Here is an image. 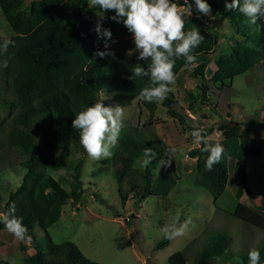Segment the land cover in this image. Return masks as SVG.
Masks as SVG:
<instances>
[{"label":"trees","instance_id":"1","mask_svg":"<svg viewBox=\"0 0 264 264\" xmlns=\"http://www.w3.org/2000/svg\"><path fill=\"white\" fill-rule=\"evenodd\" d=\"M206 2L211 6L210 14L226 18L235 34L229 50L216 60L214 73L210 74L204 64L193 68L192 72L199 80L210 74L208 81L220 91L235 77L264 62V18L258 21L262 30L257 32L239 10L226 11L225 0ZM227 2L231 3V0ZM88 4L89 0H36L26 7L24 0H0V12L12 32L10 37H0V42L4 39L14 41L6 53H0V61H8L7 68H0V172L14 167L23 170L19 184L5 198L0 196V209L7 211L14 204L15 214L22 217L31 236L29 243L34 244V253L26 257L23 264H99L86 258L75 244L69 241L54 243L47 234L59 220L62 208L68 202L77 205L82 195L79 178L83 156L68 165L61 154L66 152L67 142L72 149L85 153L79 142V130L72 127L75 114L93 105L97 93L110 85L128 102L136 100L148 113L149 121L139 132L156 123L153 117L159 103L139 98L141 89L150 84L149 78L129 79L135 65L147 68L150 61L137 59L138 52L130 33L122 23L107 18L115 14L113 11L106 13V22L102 26L112 32L108 43L114 55L103 59L96 56L98 50L105 51L104 41L98 39L94 31L96 22L86 15ZM190 4L192 13L184 18V30L196 26L204 36L203 42L194 50L199 57L214 51L218 34L207 30L200 21L202 15L196 11L194 0ZM180 5L188 9L187 3L180 2ZM184 63L183 58L176 60V76L188 71ZM207 90L201 86L202 99ZM189 98L188 107L192 109L191 104L197 96L189 94ZM175 104L172 92L160 103L168 116L182 124L184 118ZM230 123L236 125L229 124L222 131L223 159L211 171L205 169L208 153L202 151L201 145L187 153L195 160L193 184L207 191L215 202L228 186L230 174L239 176L235 192L237 204L232 215L264 231V205L254 203L244 170L248 156L260 157L259 149L249 145L255 125L252 120L244 124L230 120ZM147 142L154 145L152 150L157 156L146 168L138 167L129 174L128 168L141 159L144 148H149ZM167 149L157 136L150 140H135L124 134L120 138L111 160L115 166L122 167L115 173L122 206L129 197L141 202L148 196L165 199L170 194L176 179L171 166L165 168L159 163L161 159H167L164 156ZM58 167L71 169L70 182L64 176H52V170ZM155 167L158 168L156 174L153 172ZM63 184H69L68 189ZM242 193L247 199L239 202ZM35 226L44 231L48 239L44 251L37 248L32 237ZM0 229L6 230L2 223ZM27 241L19 242L22 246ZM171 241L163 237L156 249L165 248ZM194 242H189L185 250L170 255L167 264H212L227 255L231 263L230 241L225 237H210L201 248L193 246ZM255 249L261 254L260 264H264V236ZM0 264L9 263L0 261ZM231 264H249L248 252L239 253Z\"/></svg>","mask_w":264,"mask_h":264},{"label":"rangeland","instance_id":"2","mask_svg":"<svg viewBox=\"0 0 264 264\" xmlns=\"http://www.w3.org/2000/svg\"><path fill=\"white\" fill-rule=\"evenodd\" d=\"M32 1L36 0H24V5L28 7ZM173 2L185 13L184 18L190 15L188 9L180 5V2L186 3L185 0ZM188 3H192V0H188ZM99 11L98 7H87L86 15L97 22L99 17L96 13ZM200 21L207 30L218 34V43L213 52L197 57L191 70L180 72L172 85L175 108L182 114L184 123L180 124L177 119L168 116L159 103L153 117L156 123L139 132L142 125L147 124L149 117L136 100L128 102L108 85L97 93L94 101L113 107L119 104L124 108L120 138L124 134L135 140H150L157 136L168 149H177L171 163L176 185L170 194L165 199L148 196L141 202L129 197L122 206L115 178L116 171L122 167L115 166L113 159L95 161L86 152L83 154L72 149L67 142L66 152L62 151L61 154L67 159L68 165L83 156L79 178L82 195L77 205L72 206L68 202L62 208L59 220L47 230L51 241H69L75 244L86 258L99 264H167L168 257L185 250L189 242L195 240L193 246L201 248L205 240L215 235L230 241L229 253L232 254V263L239 253H249L261 241L264 231L232 215L237 204L235 192L239 176L231 173L224 193L213 202L207 191L194 186L195 160L189 158L187 153L200 146L191 136L194 129H203L204 134L210 138V143L214 144L221 142L222 131L227 129L230 120L243 124L252 120L255 126L249 137V145L259 149L260 157L255 159L248 156L244 170L254 203L264 205V127H261L264 125V62L235 77L227 87L216 90L208 80L210 74L216 70L218 57L229 50L235 33L228 20L222 16L202 15ZM105 22L106 18L101 21L102 24ZM11 35V29L0 12V37L7 38ZM200 64H204L210 72L203 75L202 80L193 77L192 72L193 68ZM201 86L208 88L204 99L200 96ZM189 94L197 96L191 104L192 109L188 107L191 101ZM147 143L149 148L153 149L154 145ZM140 160L135 161L128 168V172L133 173V170L141 167ZM156 167L153 170L155 174L158 172ZM21 170L14 167L0 172L1 197L5 198L11 189L19 184L23 171ZM52 172L54 178L64 176L68 182L71 181V169L58 167ZM68 185L63 184L67 189ZM246 199V194L242 193L239 202ZM177 217L180 222L191 220L185 234L173 239L165 248L157 250L156 244L164 237L162 227ZM32 237L37 248L44 251L48 241L45 232L35 226ZM33 253L34 244L27 241L21 246L7 229H0V261L23 264L24 259ZM228 258L227 255L214 260L212 264H231Z\"/></svg>","mask_w":264,"mask_h":264},{"label":"clouds","instance_id":"3","mask_svg":"<svg viewBox=\"0 0 264 264\" xmlns=\"http://www.w3.org/2000/svg\"><path fill=\"white\" fill-rule=\"evenodd\" d=\"M188 5V12L192 13V5ZM195 9L198 13L208 16L211 6L206 0H194ZM90 9L99 8L96 13L99 17L94 31L98 39H103L105 51H97L96 56L105 58L114 55L110 50L109 41L112 39L111 30L104 28L101 21L105 13L113 11L115 14L107 17L116 23H122L132 36L134 49L138 52L137 59L150 61L147 68L137 64L132 68L133 77H148L150 84L141 89L139 98L152 103H162L172 92L176 75L174 72L176 60L184 59V67L191 70L197 57L194 50L203 42L204 36L198 27L194 26L185 31V13L173 0H89ZM225 10H239L248 18V23L255 26L257 32L262 30L258 23L264 18V0H225ZM199 18V17H198ZM14 45L11 39L0 42V53H6L9 46ZM8 61H0V68H7ZM124 108L105 106L103 102H96L91 106L84 107L75 114L72 127L79 130V142L87 155L95 160L111 159L113 149L118 146L121 130L123 128ZM196 144L202 146V151L208 153L205 161V169L211 171L215 164L223 159L225 149L221 143H210V138L204 134V130L196 128L191 132ZM177 149L172 147L166 150L160 165L171 166ZM157 153L151 148H144L141 160L142 168H146ZM15 205L9 206L7 211L0 212V223L9 233L19 241L31 240L28 229L23 223L22 217L16 214ZM191 220L180 222L177 217L172 222L165 224L161 231L168 240H173L185 234ZM260 252L251 249L248 253L249 264H260Z\"/></svg>","mask_w":264,"mask_h":264},{"label":"water","instance_id":"4","mask_svg":"<svg viewBox=\"0 0 264 264\" xmlns=\"http://www.w3.org/2000/svg\"><path fill=\"white\" fill-rule=\"evenodd\" d=\"M229 124H230V125H232V126L236 125V123H232V124H231V123H229Z\"/></svg>","mask_w":264,"mask_h":264}]
</instances>
